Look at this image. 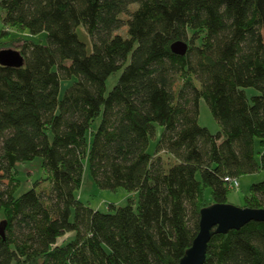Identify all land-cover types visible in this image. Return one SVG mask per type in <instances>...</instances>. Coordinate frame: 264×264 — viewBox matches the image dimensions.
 <instances>
[{
  "label": "trees",
  "instance_id": "1",
  "mask_svg": "<svg viewBox=\"0 0 264 264\" xmlns=\"http://www.w3.org/2000/svg\"><path fill=\"white\" fill-rule=\"evenodd\" d=\"M0 8L4 26L47 36L20 39L21 64L0 63V264H177L201 208L228 202L224 178L264 172V0H0ZM124 26L126 36L116 32ZM177 40L187 43L183 55L171 50ZM200 99L215 133L198 121ZM36 157L50 188L38 190L37 180L20 191L17 164ZM85 168L98 187L136 199L106 212L83 203ZM244 200L264 208V178ZM202 264H264V221L213 234Z\"/></svg>",
  "mask_w": 264,
  "mask_h": 264
},
{
  "label": "rangeland",
  "instance_id": "2",
  "mask_svg": "<svg viewBox=\"0 0 264 264\" xmlns=\"http://www.w3.org/2000/svg\"><path fill=\"white\" fill-rule=\"evenodd\" d=\"M132 7H134V5ZM3 15H4V11L0 8V30L4 29L6 32H8V35H3L0 37V41L3 42L7 41V44L9 45V49L19 50V48L22 45V40H20L22 38L35 43H41V44L47 43V36L45 31L40 32L38 34H31L27 30L19 31L11 26H4L2 21ZM122 16L124 18L126 17L125 14H123ZM82 30H83V26L81 25L78 28L79 36L87 44V47L90 48L91 47L90 39L89 37H85L82 34ZM116 32L123 36H126V27L125 26L121 27ZM263 38H264V33H263ZM2 49H7V48H2ZM118 75L119 72H116L111 76H109V78L106 81L107 89H110L112 87ZM63 92H64V88H62L61 90V95L63 94ZM246 93L250 97L251 95L256 94L257 90L252 87H248L246 88ZM198 121L201 125L206 126L212 133H215L220 129L219 123L211 114L209 107L204 99L199 100ZM162 130L163 127L156 124L155 133L153 136H151L149 146L147 149L149 153H153V154L156 153L157 140L159 139ZM261 149L262 148L259 145V141L258 139H256L255 150H256L257 158H258V151ZM160 155L165 160H167L168 155L165 152H160ZM41 163H42L41 157H36L34 160L21 162L17 164L15 177H18L19 179L21 185L20 191L32 187L35 181L37 180L40 181V183H38L39 184L38 190H44V189L48 190L50 188V184L48 180L44 179L47 176V173L45 169L42 167ZM263 178H264V172L261 169L251 174H244L238 176L239 186L237 188L229 190L227 195L228 203H232L236 206H244L245 204L244 197L249 193L250 185L252 183L261 181ZM2 182H4L3 183L4 185H6L8 179H3ZM77 193L83 203L88 204L90 207H93L95 209L104 212L109 211L110 204H114L116 206H123L128 202L129 198L136 199L137 197L135 193H129L123 187H118L117 189L114 190L103 189L98 187L95 181L93 180V177L91 176L88 168H85L84 170L81 188L80 190H78ZM205 194L208 199L211 198L210 189H207Z\"/></svg>",
  "mask_w": 264,
  "mask_h": 264
},
{
  "label": "water",
  "instance_id": "3",
  "mask_svg": "<svg viewBox=\"0 0 264 264\" xmlns=\"http://www.w3.org/2000/svg\"><path fill=\"white\" fill-rule=\"evenodd\" d=\"M170 47L174 53L183 55L186 53L187 43L177 40ZM0 63L4 65H19L22 63V56L15 49H1ZM251 220L264 221V208L236 206L228 202H214L202 207L198 232L177 264H202L206 257L208 243L213 234L226 233L230 229H238Z\"/></svg>",
  "mask_w": 264,
  "mask_h": 264
},
{
  "label": "built area",
  "instance_id": "4",
  "mask_svg": "<svg viewBox=\"0 0 264 264\" xmlns=\"http://www.w3.org/2000/svg\"><path fill=\"white\" fill-rule=\"evenodd\" d=\"M228 183V187L231 189L237 188L239 186L238 178L235 177H225L224 178Z\"/></svg>",
  "mask_w": 264,
  "mask_h": 264
}]
</instances>
